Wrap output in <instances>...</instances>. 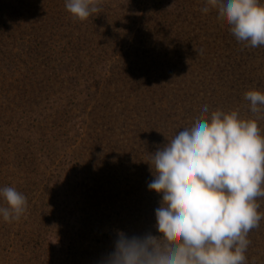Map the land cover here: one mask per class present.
<instances>
[{"label": "rangeland", "instance_id": "rangeland-1", "mask_svg": "<svg viewBox=\"0 0 264 264\" xmlns=\"http://www.w3.org/2000/svg\"><path fill=\"white\" fill-rule=\"evenodd\" d=\"M213 18L205 39L194 37L196 30L190 41L179 38L182 52L171 29L159 54H134L137 24L127 21L104 40L92 32V20L72 18L65 0H0V188L15 187L28 202L19 221L0 217V264H90V258L98 264L118 231L152 233L150 224H135L129 214L154 208L155 195L161 200L138 191L153 179L149 153L182 124H193L199 112L189 101L194 93L210 95L209 86L183 89L190 87V73H217L221 82L211 93L227 109H245L241 97L251 89L264 93V46L246 47L230 36L238 49L226 48L220 34L211 39L219 23ZM159 106L169 113L165 119ZM250 115L245 109L240 116ZM109 190L107 202L129 215L121 216L125 221L115 212L108 220L112 209L96 203ZM259 203L264 213V200ZM248 239L247 264H264V219ZM96 242L104 250L95 251Z\"/></svg>", "mask_w": 264, "mask_h": 264}, {"label": "clouds", "instance_id": "clouds-1", "mask_svg": "<svg viewBox=\"0 0 264 264\" xmlns=\"http://www.w3.org/2000/svg\"><path fill=\"white\" fill-rule=\"evenodd\" d=\"M102 0H65L73 19L101 12ZM216 11L238 42L264 46V4L260 0H204L200 11ZM195 50V49H194ZM196 51V50H195ZM200 53H198L199 55ZM251 115L237 110L209 112L149 153V191L162 198L155 229L117 232L112 250L98 264H247L248 235L264 219V93H244ZM0 217L19 221L27 198L15 187L0 188Z\"/></svg>", "mask_w": 264, "mask_h": 264}, {"label": "trees", "instance_id": "trees-1", "mask_svg": "<svg viewBox=\"0 0 264 264\" xmlns=\"http://www.w3.org/2000/svg\"><path fill=\"white\" fill-rule=\"evenodd\" d=\"M203 2L204 0H102V4L100 5L102 9L101 12L98 15H93L89 17V19L87 20H92V22H94V23H91V25L94 24V27L92 28V32L96 31L95 35L97 34L99 38L101 39L103 38L104 40H106V37L115 36L120 31H122L123 28L127 26V21L128 23H130V26H131V23L134 25L137 24L139 25L138 26L139 30H137V36L139 38L137 39V42L135 43V46L137 45V48L133 49L134 54H138L141 51L148 54L147 50L151 52V54H153V51L154 52L156 51L159 54L158 45L161 44L162 41L164 40V37L167 34L166 30L176 29L178 31L179 37H176L175 41L179 45L178 49H180V51L182 52L181 48H182L183 42L180 39L182 37H187L188 40L190 41L191 40L190 38L193 35V34L192 35L190 34L191 30H196V32L194 33V37L199 38L200 41L205 39L204 37L201 38V34L208 35V31L210 28L208 25V22L211 18L214 17L213 19L216 21L218 20L219 23L218 24L216 23V26L212 27L211 39L216 41L215 37L218 34H220V37L222 38V40L227 41V44L225 45L226 48L234 47L238 49L236 43L234 45L228 43L229 37L232 36L234 38L235 36L231 33L227 24L223 21H220L217 18L216 11L213 10L207 14H204L200 11V9L203 7ZM261 4H264V0L261 1ZM219 24L222 26L221 28H219ZM127 30L128 29H125L123 32L126 35L129 34V33H126ZM173 33H175V31ZM114 39L118 43L119 40L121 39V35H119L118 37H114ZM96 42H98V40ZM85 43L88 44V42H85ZM202 43L205 44L204 41ZM238 43H241V42H238ZM68 44H70L71 49L74 50V47H75L74 44L70 43V41ZM92 45H94V43ZM106 48L107 47H102V49L104 50H107ZM149 48L152 51H150ZM244 51H245L244 48H241V52H244ZM226 56H227V53L224 54V57L226 58L225 64H227V61H228V58ZM75 58L76 60H78L77 56H75ZM190 75H191L192 82L188 83L190 87L188 88L186 86H184V88L182 87L184 90H187V91H191L193 89L199 90V87L201 86H205L206 88L209 86L210 88L209 89L210 95L207 94L206 92V95L208 96V98L202 99L203 94L200 92H196L191 96V99H189L191 106L192 107L194 106L192 110L196 112L199 111L198 114L194 117V119L191 120L192 123H194L195 120L199 117V114L200 115L202 114L201 110L204 105L208 106L209 112L215 111L217 109H220L225 112L237 110L240 115L241 114L243 115L245 113V109H248V107H246L248 105V102L243 97L241 98H242V101H244V103L242 102L243 103L242 105L239 104L241 108L246 107L243 110H241L239 107L237 109H227L226 107H224L223 105L219 103V100L216 99L214 95L211 93L215 89V87L221 82L220 80H218L217 73L211 72V73L205 74V73L199 72L198 75H196L195 72L194 73L191 72ZM201 83L202 85H200ZM179 91L180 90H178V92ZM160 108L164 113L162 117L165 119V117L169 116V113H165L166 112L165 107H160ZM190 111L191 109L188 108L187 111H184V115L186 116ZM249 114H251L250 111H249ZM190 126L191 124H189V122L185 123L184 125L182 124L180 129L176 128L174 130V135L178 134V131H182L186 127H190ZM260 130H261V135H264V120H263V125L261 126ZM138 191L139 192L142 191L143 193L150 192L147 186L146 187L141 186L140 189H138ZM146 191H149V192H146ZM111 192L112 191L109 190L107 193H104L102 202H105V205L102 204L101 200L99 199H95L96 203H100L102 207L106 208L107 210L108 209L111 210L112 207L108 203L110 202L112 204ZM134 193L135 191L133 192V194ZM151 195L154 196L155 194L152 192ZM151 195L149 196L147 195L145 197L150 198L152 197ZM152 198L154 199V202H153L154 208L143 206L144 208H147L148 213L147 211H143L142 208L138 209L135 207L134 212L129 215L130 216L133 215V218H135L134 219L135 224H139L140 226L150 224V225H146V227H148V229H151L152 233H155V227L153 229L150 227L153 226V221L156 222L155 221V209L159 207L160 199L156 198V195ZM113 210L114 209H112L109 212V214H107L105 217L109 218L110 215H112L115 212V211L113 212ZM100 212H104V211H100ZM116 214L119 216V219H118L119 222L121 220H124L123 219L124 215H128L127 213L124 215H120L121 213L119 211H116L115 215ZM151 218H154V220L150 221ZM119 226H121V224ZM123 229H126L125 231L128 230V228H126L125 226L123 227ZM94 231H97V229H94ZM144 231L145 230H143V232ZM93 233H96V232H93ZM155 235H158V233H156ZM250 238L251 239L253 238V233H252V236L250 235ZM114 240L115 239H113V241ZM102 244L103 243H100V245H98L97 243V246H96L97 248H95V251L97 249L104 250V248L102 247L103 246ZM89 251L91 250L90 249L87 250L86 253H88ZM92 260L93 258H90V262H89L90 264Z\"/></svg>", "mask_w": 264, "mask_h": 264}]
</instances>
